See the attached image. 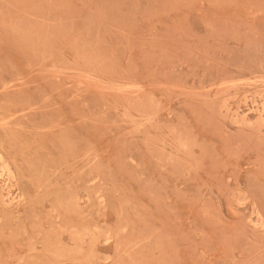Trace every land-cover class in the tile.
<instances>
[{
    "label": "rangeland",
    "instance_id": "obj_1",
    "mask_svg": "<svg viewBox=\"0 0 264 264\" xmlns=\"http://www.w3.org/2000/svg\"><path fill=\"white\" fill-rule=\"evenodd\" d=\"M0 264H264V0H0Z\"/></svg>",
    "mask_w": 264,
    "mask_h": 264
}]
</instances>
